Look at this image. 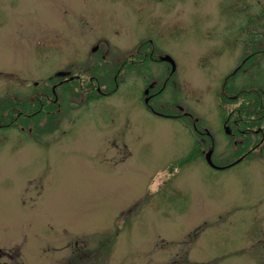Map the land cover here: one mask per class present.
<instances>
[{
	"label": "rangeland",
	"instance_id": "rangeland-1",
	"mask_svg": "<svg viewBox=\"0 0 264 264\" xmlns=\"http://www.w3.org/2000/svg\"><path fill=\"white\" fill-rule=\"evenodd\" d=\"M254 2L247 10L259 19L256 33L247 26L236 41L232 29L224 49L220 13L232 20L217 0L179 3L175 40H154L176 63V86L160 106L176 94L210 131L216 163L227 144L223 82L230 92L246 84L264 91V0ZM134 4L0 0V103L31 97L66 71L107 78L106 61L95 58L109 50L101 47L147 36L152 16ZM77 83L58 85L70 92L57 111L0 127V264H264V151L224 168L195 151L176 167L193 151L186 123L147 111L130 79L91 101L76 94ZM210 145L205 137L199 147Z\"/></svg>",
	"mask_w": 264,
	"mask_h": 264
},
{
	"label": "flooded vegetation",
	"instance_id": "flooded-vegetation-1",
	"mask_svg": "<svg viewBox=\"0 0 264 264\" xmlns=\"http://www.w3.org/2000/svg\"><path fill=\"white\" fill-rule=\"evenodd\" d=\"M132 1L135 3L134 5L136 9H142L143 7L147 6V10H149L148 15L152 16L151 20H149L146 24L145 34H147V36H138V38L135 39L132 44H111L103 45L101 47V49H109L101 53V55L97 53L95 56V58L97 57L99 61H106L105 70L107 78H105V81L102 83V86L105 85L106 87L105 90L101 89V85L97 84L98 82L101 83L99 81L100 78H95V80L93 79L92 82L95 81L94 86L96 91L100 95H109L116 91L120 84L130 79L131 82L140 84L142 93L141 100L147 111L160 118L177 120L179 122L186 123L189 126L191 132L193 133L194 131L195 134L198 135L197 137L204 141L205 138H203V134H210L205 131V127L198 128L196 126V117L192 114V112L184 109V106L182 104L178 103V98L175 93H172L171 91V94H168V97L166 98V102L164 104L167 105L168 101V109H166L165 107L162 108L160 106L161 104H159V100L164 96L163 93H168L166 91L167 87L173 88L174 86H176L177 76L175 69L171 70V61L168 59H161V57L165 54L173 57L172 54L166 50H163L164 48H162L160 45L155 44L154 40H156V38L175 40L177 34L175 33V30H177L178 26L176 9L179 3L185 2L186 0H120V3L121 6L126 9L131 5ZM217 1L218 10L220 12L222 11L223 13L225 10H228L229 17H231L232 20V22H228L227 20H225V17H223L224 14L222 15L220 13L221 24L218 26L217 35L219 37V43L217 49H224L226 44V33L231 31L232 29L234 30V32H236V41L241 36L242 30L247 26L248 28L250 27L248 30L250 36L256 33V30L254 28L256 26L257 20L259 19L253 12H249V14H247L248 7L255 4L254 0ZM152 3H155V5H151L150 7L147 5ZM244 16L246 17V19H243ZM245 20L247 22L242 23ZM209 28L213 29V27ZM254 42L255 40L248 43L251 44ZM99 47L100 45H95L92 47V49H99ZM245 49L257 48H252V46L249 45V47L245 46ZM256 54V50L248 53L243 61H246L250 58V60L252 61ZM105 55H107V58L105 57ZM250 55H252V57ZM96 61L94 62L91 60H85L84 64L80 63L79 65L83 64L88 68L98 66L97 64H95ZM254 65L255 64L251 63L250 67L253 69ZM156 67H158L157 71H155ZM237 68H239V66H237L233 70V73ZM91 77L92 75L89 76L90 79ZM72 79L73 78L65 76L58 79L56 82L51 83L50 91L53 94L55 100L57 99L56 88H58V85ZM75 80L78 81L77 84L79 86L77 85V88L74 87L73 90L76 91V94L79 93L80 95V92H82L81 88H83V82L82 79L79 78H76ZM225 83L226 82H223L222 89L220 90L221 98L223 96H237L240 91L245 90L240 86L239 88L230 92V90L225 87ZM145 90H147L146 93ZM67 92H70V89H68ZM47 97H49V95H47ZM145 97H148L147 101H144ZM31 99L32 98H30V100ZM223 106L226 107L225 104H223ZM19 111L20 110H18V107H16L14 115L17 116ZM229 111L230 110L227 111L226 117L222 115L219 116L220 125L223 129L225 138V144L227 142L226 147L224 146L223 148L225 154L221 157L224 161H226L224 165H232L234 163H237L245 159V157L250 153H254L255 151L264 148V135L260 136L259 138H257V135H252L250 136V138L247 137V135L243 133L245 129L242 128L239 111L236 112L237 116L233 120L229 118ZM26 115L28 116V113ZM231 124H233V126ZM245 144L250 145L249 147L244 148ZM202 152H204L203 149Z\"/></svg>",
	"mask_w": 264,
	"mask_h": 264
},
{
	"label": "trees",
	"instance_id": "trees-1",
	"mask_svg": "<svg viewBox=\"0 0 264 264\" xmlns=\"http://www.w3.org/2000/svg\"><path fill=\"white\" fill-rule=\"evenodd\" d=\"M94 83L91 82L87 84L86 88L91 90ZM88 90V91H89ZM32 99L24 98L19 99L17 102L4 99L0 103V111H6L5 116H0V127L13 124L15 120L20 118H25L28 116H36L43 110H56L57 104L56 100L53 99V94L49 88H39L35 90ZM91 90L90 92H92ZM89 92V93H90ZM94 93H90L88 98L93 97ZM49 95V97H47ZM221 102L226 105L224 108L227 115V111L230 110L229 118L233 120L237 115L236 112L239 111L241 117L242 128L245 129L243 133L250 138L252 135H257V138L264 135V92L258 88H246L240 91L237 96L233 95L231 97H222ZM18 107L19 113L17 116L14 115V111ZM20 108V109H19ZM233 126V124H231ZM197 144V142H196ZM195 151H199L198 147ZM194 154V153H193ZM189 158H184L177 165L180 166L182 162H185Z\"/></svg>",
	"mask_w": 264,
	"mask_h": 264
},
{
	"label": "water",
	"instance_id": "water-1",
	"mask_svg": "<svg viewBox=\"0 0 264 264\" xmlns=\"http://www.w3.org/2000/svg\"><path fill=\"white\" fill-rule=\"evenodd\" d=\"M166 58L170 59V57L167 56V55H165V56L162 57V59H166ZM170 60L172 61V69H174V68H175V63L173 62L172 59H170ZM146 100H147V97L145 98V101H146ZM211 152H212V149H209V150L205 153V158H206V161H207L210 165L215 166V164L213 163V161H212V159H211Z\"/></svg>",
	"mask_w": 264,
	"mask_h": 264
}]
</instances>
